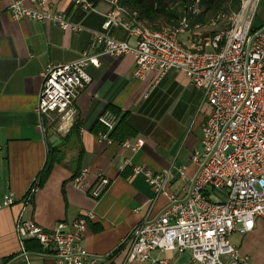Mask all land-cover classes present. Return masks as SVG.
<instances>
[{
    "label": "crops",
    "instance_id": "crops-1",
    "mask_svg": "<svg viewBox=\"0 0 264 264\" xmlns=\"http://www.w3.org/2000/svg\"><path fill=\"white\" fill-rule=\"evenodd\" d=\"M9 1L0 0V264H54L50 256L40 254L42 249L29 243L35 240L24 238L21 244L15 230L18 218L51 230L58 222H69L88 211L95 214L82 236L88 253L104 264L110 258L114 264H144L126 262L125 251L118 253L117 248L134 226L156 216L168 198L155 196L144 176L133 174L130 166L119 167L129 158L152 172L170 169L165 188L182 199L198 168L191 154L201 148L202 126L209 110L202 102L201 90L174 69L164 73L155 70L144 81L133 79L130 54L99 57L98 66L84 67L91 81L74 102L72 121L62 120L56 113L40 115L35 108L42 72L48 65L76 60L88 48V30H102L107 5L91 0L93 10H84L76 8L72 0H48L55 10L85 29L65 31L50 22L13 20L7 11ZM263 19L261 0L253 26H259ZM200 23V29L182 35L181 40L198 48L212 32L206 22ZM107 33L118 40L133 41L116 24ZM194 37L197 41L193 43ZM107 109L116 114L117 121L122 117L111 134V144L98 143L96 137L103 130L98 117ZM134 136L144 139L138 151L121 147L123 139ZM50 149L56 150L53 161L40 180ZM82 168L87 169L88 185L98 172L110 178L97 200L71 182ZM33 184H37L35 192L26 200ZM5 195L14 198L9 206L2 204ZM232 238L251 264H264V219H255L250 231L233 233ZM151 257L165 258L169 264H196L188 251H153Z\"/></svg>",
    "mask_w": 264,
    "mask_h": 264
},
{
    "label": "built area",
    "instance_id": "built-area-1",
    "mask_svg": "<svg viewBox=\"0 0 264 264\" xmlns=\"http://www.w3.org/2000/svg\"><path fill=\"white\" fill-rule=\"evenodd\" d=\"M98 1L107 5L102 30H88L91 41L76 60L45 68L35 108L38 114L56 113L62 120L72 121L74 102L91 81L84 67L98 66L99 57L126 54L133 56V79L144 81L155 70H178L191 86L201 90L202 102L209 108L201 148L191 154L198 168L189 178L182 199L165 188L170 169L152 172L129 158L123 160L120 169L130 166L133 174H142L154 195H166L168 203L156 216L134 226L119 243L118 253L125 251L129 263L169 264L165 258L153 259L151 253L188 251L196 264H251L230 237L250 231L255 219H264V19L259 26L252 24L261 0H239L237 10L220 11L208 18L212 32L198 48L180 36L202 26L191 20L200 11L199 0H193L175 23L158 29L149 27L136 10L120 4V0ZM72 2L79 9L94 8L91 0ZM7 11L13 20L27 18L50 22L65 31L85 30L55 10L48 0H10ZM114 24L127 31L133 41L109 35L107 30ZM196 41L194 37L193 43ZM98 122L103 130L97 133V142L111 144L109 134L116 125V114L107 109ZM143 144L144 139L138 136L120 142L131 152ZM179 172L183 177L184 167ZM86 173L82 168L71 182L97 200L110 178L98 172L88 185ZM35 189L33 184L26 200ZM211 194L217 200H212ZM13 201L12 195H5L2 204L9 206ZM94 218V212L88 211L69 222H58L51 230L18 218L15 230L21 244L24 238L35 240L41 246L40 254L50 256L54 264H104L81 243L87 221ZM113 261L110 258L105 264Z\"/></svg>",
    "mask_w": 264,
    "mask_h": 264
},
{
    "label": "trees",
    "instance_id": "trees-1",
    "mask_svg": "<svg viewBox=\"0 0 264 264\" xmlns=\"http://www.w3.org/2000/svg\"><path fill=\"white\" fill-rule=\"evenodd\" d=\"M176 0H120V4L128 6L129 8L136 10L138 16L146 22V24L152 29H158L162 24L175 23L178 20L177 12L180 9V12H185L187 4L191 3L193 0H179L180 8L172 7L169 5V2ZM178 1V0H177ZM239 0H199L200 11L194 16L191 20L193 22H206L208 18L215 15L216 13L228 12L237 10L239 7ZM182 12V14H183ZM178 17V18H177ZM122 121V117L117 121L115 127L110 132L111 135L115 129L118 127V124ZM73 128H71L72 130ZM71 130L69 132H71ZM69 134V133H68ZM55 149H50L47 162L40 173V180L48 172L50 165L53 161V155ZM41 183V181H40ZM37 185V184H36ZM32 243V247L36 249H41L38 243L29 241ZM28 243V244H29ZM29 244V246H30Z\"/></svg>",
    "mask_w": 264,
    "mask_h": 264
},
{
    "label": "rangeland",
    "instance_id": "rangeland-1",
    "mask_svg": "<svg viewBox=\"0 0 264 264\" xmlns=\"http://www.w3.org/2000/svg\"><path fill=\"white\" fill-rule=\"evenodd\" d=\"M192 3H193V1H192L191 3H188L186 6L188 7V6H190ZM180 4H181V3L179 2V0H178V1L176 0V1H173V2H169V5H171L172 7H176L177 9L180 8ZM182 12H183V10H182ZM182 12H180V9H178L177 16H178L179 18L183 16ZM178 17H177V18H178ZM180 39H183V37L180 36ZM211 199H212V200H217V196L211 194ZM230 240H231L232 244H234L235 239H233V238L231 239V237H230Z\"/></svg>",
    "mask_w": 264,
    "mask_h": 264
}]
</instances>
